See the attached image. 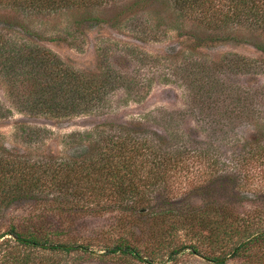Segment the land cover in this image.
<instances>
[{"label":"trees","instance_id":"1","mask_svg":"<svg viewBox=\"0 0 264 264\" xmlns=\"http://www.w3.org/2000/svg\"><path fill=\"white\" fill-rule=\"evenodd\" d=\"M116 1L0 0V8L44 16ZM164 1L173 8L176 29L188 22L202 32L183 34L191 50L203 54L246 42L264 53V0ZM143 5L136 0L121 15ZM96 23L116 25L94 16L79 24ZM239 27L251 40L240 36ZM255 66L228 53L194 64L190 75L201 76L212 93L225 88L223 82L215 87L214 74H250ZM103 67L99 61L96 71L74 70L36 41L0 31V79L21 115L107 116L113 92L139 91L141 83L132 78L133 88L121 71ZM242 89L236 115L218 107L207 128L198 121L205 136L181 128L176 113L157 129L143 120L106 117L57 152L46 149L48 130L17 122L27 148L0 145V264H194L186 257L264 264V84ZM8 114L12 109L0 105V119ZM21 203L32 205V213L6 220Z\"/></svg>","mask_w":264,"mask_h":264},{"label":"rangeland","instance_id":"2","mask_svg":"<svg viewBox=\"0 0 264 264\" xmlns=\"http://www.w3.org/2000/svg\"><path fill=\"white\" fill-rule=\"evenodd\" d=\"M135 1L118 0L98 9L44 16L17 15L14 11L0 8V31L21 40L36 41L56 53L74 70L96 71L100 61L103 68L112 67L121 71L131 87L135 88L132 78H137L136 81L141 83L139 91L119 89L113 92L107 101V116L99 114L50 120L19 114L14 106L15 101L10 98L0 79V105L12 109V115L0 119V145L18 147L22 151L27 148L16 134L15 124L19 121L48 130V134H45L48 136L46 149L52 147L57 152H64L77 143L73 134L90 132L106 117L118 121L143 120L151 128L157 129L165 126V118L172 113L180 116L181 128L196 130L200 136H205L208 133L202 130V125L207 128L206 122L213 119L209 117L210 114L218 115L214 108L219 107L227 116L236 115L238 109L243 107L242 88H256L264 84V53L252 44L231 42L202 50L203 54H200L191 50L190 41L183 37V34L191 31L201 35L197 26L186 22L184 27L176 29L173 8L168 7L164 0H144L141 8L121 15L125 6ZM91 16L104 18L116 25L96 23L80 26V22ZM165 17L167 23L162 22ZM239 28L240 36L251 40L248 29ZM228 53L254 60L255 69L250 74L239 71L229 75L227 72L214 74L215 87L223 82L225 88H215L212 92L214 95H211L209 87H203L201 76L190 75L192 67L199 62L218 61ZM139 94L142 99H135L134 96ZM199 120H203L202 125L198 123ZM34 146L37 145L33 144V148H36ZM32 211L33 206L29 203L16 204L7 212L6 220L26 218ZM185 259L194 264H208L197 257Z\"/></svg>","mask_w":264,"mask_h":264}]
</instances>
